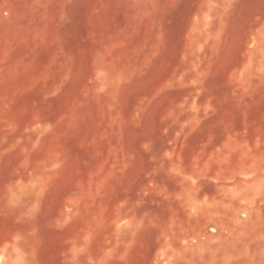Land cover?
Returning <instances> with one entry per match:
<instances>
[{
	"label": "rangeland",
	"instance_id": "rangeland-1",
	"mask_svg": "<svg viewBox=\"0 0 264 264\" xmlns=\"http://www.w3.org/2000/svg\"><path fill=\"white\" fill-rule=\"evenodd\" d=\"M0 264H264V0H0Z\"/></svg>",
	"mask_w": 264,
	"mask_h": 264
}]
</instances>
